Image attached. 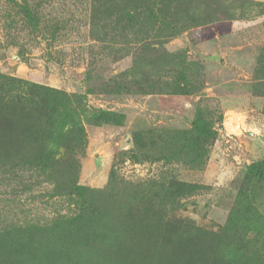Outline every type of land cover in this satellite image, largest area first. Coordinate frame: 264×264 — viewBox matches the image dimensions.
Here are the masks:
<instances>
[{
    "label": "rangeland",
    "instance_id": "rangeland-1",
    "mask_svg": "<svg viewBox=\"0 0 264 264\" xmlns=\"http://www.w3.org/2000/svg\"><path fill=\"white\" fill-rule=\"evenodd\" d=\"M0 74L84 113L0 160V264H264V1L0 0Z\"/></svg>",
    "mask_w": 264,
    "mask_h": 264
},
{
    "label": "trees",
    "instance_id": "trees-1",
    "mask_svg": "<svg viewBox=\"0 0 264 264\" xmlns=\"http://www.w3.org/2000/svg\"><path fill=\"white\" fill-rule=\"evenodd\" d=\"M20 7L27 23L35 29L38 26L35 16L26 4H20ZM225 18L231 19V16L215 17L212 20H207L206 17L201 20L197 18L192 25L199 26ZM81 107L80 98L75 94H64L49 87L0 74V160L26 163L28 161L23 158L28 153V160L36 166L58 164V159L54 157L57 152L52 157L50 153L56 148L59 150L57 142L69 125L82 123L84 113L80 111ZM202 123L199 118L194 119L196 127ZM208 126L209 124L205 125L203 132L211 138L213 131ZM47 134L51 135L47 153L35 155L34 144L39 145V141ZM255 168L256 166H250L248 171L254 172ZM0 252L6 254L1 247Z\"/></svg>",
    "mask_w": 264,
    "mask_h": 264
},
{
    "label": "crops",
    "instance_id": "crops-1",
    "mask_svg": "<svg viewBox=\"0 0 264 264\" xmlns=\"http://www.w3.org/2000/svg\"><path fill=\"white\" fill-rule=\"evenodd\" d=\"M258 1H264V0H258ZM245 24V21L238 20L237 18H225V19H220L216 20L214 23L208 22L205 24H202L200 28L204 30L203 32L207 31H215L219 32L220 30H233V29H239L241 26Z\"/></svg>",
    "mask_w": 264,
    "mask_h": 264
}]
</instances>
